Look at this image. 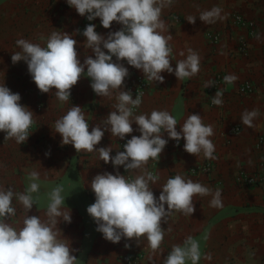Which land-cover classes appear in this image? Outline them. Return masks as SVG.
<instances>
[{"label":"crops","instance_id":"obj_1","mask_svg":"<svg viewBox=\"0 0 264 264\" xmlns=\"http://www.w3.org/2000/svg\"><path fill=\"white\" fill-rule=\"evenodd\" d=\"M214 6L222 9L225 19L212 24L200 21L199 14ZM234 13L258 22L257 35L249 40L246 55L234 54L239 36L246 32L231 25ZM189 15L197 16L194 24L186 21ZM161 19L172 35L169 41L172 66L192 49L200 56V69L183 80L163 72L164 82L158 83L121 61L129 69L124 81L126 90L139 78L148 80L144 99L133 114L168 110L178 120L177 130L188 115L200 114L203 123L213 127L210 139L215 145V158L185 152L183 138L179 144L169 140L159 158H150L142 169L128 173L130 176L146 171L156 175L158 180L150 185L156 196L169 177L181 174L207 185L213 193L220 190L222 206L213 207L211 195H197L193 198L195 211L192 215L171 211L162 224L164 239L156 250L151 249L144 237L139 241L122 238L113 244L96 231V224L86 212L95 201L90 182L104 172L124 173L121 167L114 170L109 163L100 161L98 153L76 151L71 144H62L54 126L72 105L80 106L85 112L89 131L97 124L103 126L108 113L116 110L118 92L113 90L110 96L99 97L92 91L89 78L81 76L71 89L70 100L62 102L54 95L55 90L41 93L37 89L23 61L11 62V55L19 50L16 40L24 38L44 46L54 30L73 35L81 62L92 55L91 49L84 44L85 38L79 34L83 17L69 7L66 0H0V71L5 73L6 86L20 94L21 104L34 113L35 119L29 137L22 144L0 132V186L19 193L26 192L30 183H38L39 191L32 194L35 202L28 215H39L42 219L47 218L49 194L55 187H63L62 195L66 198L65 206L71 209L72 222L60 223L58 227L75 250L76 264H124L122 259L128 256H140L136 264H163L173 246L184 245L188 237L200 244L198 264H264V186L246 187L239 180L240 173L250 174L257 170L260 152L256 139L264 136V0H174L163 9ZM93 23L101 34L120 28L113 23L111 29H104L99 18ZM208 32L220 33V42L212 45L206 38ZM218 74H233L237 79L225 82L220 90L222 105L210 106L204 84ZM243 82L251 83L254 93L240 95L238 87ZM252 109H258L260 115L249 127L241 122V115ZM136 128L133 124L131 135H139ZM164 136L167 138L166 133ZM127 139L130 135L124 140ZM124 140L106 131L96 147L111 145L113 155ZM48 152L50 155H46ZM205 165L210 166L209 170ZM32 171L40 173L38 180L32 181L29 175ZM13 206L16 215L9 217L8 222L20 227L25 212L15 198ZM186 264H192L191 260Z\"/></svg>","mask_w":264,"mask_h":264},{"label":"clouds","instance_id":"obj_2","mask_svg":"<svg viewBox=\"0 0 264 264\" xmlns=\"http://www.w3.org/2000/svg\"><path fill=\"white\" fill-rule=\"evenodd\" d=\"M174 0H66L79 16L88 21L99 18L104 29H111L113 23L120 25L115 31L101 34L97 25L88 23L79 34L85 38L84 44L91 49L92 55L81 62L76 49L77 40L72 34L54 30L41 46L28 39L16 40L19 50L11 55V62L23 61L33 83L41 93L55 90L59 101L68 102L71 89L81 76L90 80L92 91L99 97H108L112 91L118 92V103L103 121L89 131V122L80 106H74L55 121L54 131L61 137V143L71 144L76 151L98 153L100 161L111 162L114 170L123 166L129 171L142 169L149 159L159 158L169 140L179 144L184 140L185 152L196 155L203 153L205 158H215V145L210 137L213 127L203 123L200 114H190L180 124L168 110H153L150 114H133V109L142 103L141 96L133 98L130 90L124 88V81L129 76L131 66L140 70L148 80L163 83L167 72L183 80L194 76L200 69V56L192 49L184 59L178 60L173 67L170 63L172 47L169 41L172 35L161 19L162 11ZM222 9L214 6L199 14V20L215 23L223 20ZM197 16L189 15V24L196 22ZM167 33V34H165ZM184 55V53H180ZM115 57V60L113 59ZM0 132L7 138H13L17 144L26 142L29 129L35 123L34 113L21 104V96L6 86L5 73L0 71ZM237 79L233 74L224 76L227 83ZM206 81L205 88L212 86ZM212 103L222 105V91H217ZM260 115L258 109L245 110L241 122L249 127ZM133 124L139 135H131ZM124 140L123 150L116 151L112 146L99 147L105 132ZM167 134L165 138L164 134ZM50 155V152L46 153ZM32 181L40 177L38 171L30 174ZM158 180L151 172H140L129 177L119 173L104 172L97 174L89 187L95 195V201L86 208L87 214L96 224V231L113 244L121 239L146 238L151 249L160 247L164 239L162 224L165 218L175 210L186 215L195 211L194 196H208L213 207L222 206L221 192L214 193L207 185L181 174L169 177L156 196L150 186ZM39 191L36 182L30 183L26 192H14L11 188L0 186V264H76L77 257L70 241L62 236L60 223L72 222L71 209L65 206L63 187H55L50 195L45 216L28 215L33 208ZM14 198L23 206L25 215L22 226L14 227L8 218L16 215ZM125 247H128L126 244ZM210 258V257H209ZM201 259L200 244L188 237L184 245H174L163 264H198Z\"/></svg>","mask_w":264,"mask_h":264},{"label":"built area","instance_id":"obj_3","mask_svg":"<svg viewBox=\"0 0 264 264\" xmlns=\"http://www.w3.org/2000/svg\"><path fill=\"white\" fill-rule=\"evenodd\" d=\"M88 23H93V21L90 22L85 17H83L79 32H82ZM231 25H233L234 27L245 29L246 31L245 34L239 36L238 38V43L234 49V54L240 55V56L246 55L247 50H248L249 40L256 37L257 35L258 22L253 19L245 18L243 15L239 13H234L232 15ZM206 38L212 45H216L221 40V34L217 32H208L206 34ZM212 82H213L212 86L207 88L208 103L210 106H216L215 104L212 103V98L215 95V93L217 91H220L222 87L224 86L225 84L224 76L220 74L215 75ZM147 88H148V80L143 77V78H139L136 81L135 85H133V87H131L129 90L132 92L133 98L139 95L141 96L142 101H143L144 96L147 92ZM254 91H255L254 86L249 82H243L238 87V93L242 96L251 95L252 93H254ZM139 106L133 109V113L137 112ZM32 128L33 126L30 127L29 133L31 132ZM235 130L238 131V129H235ZM125 142L126 140L121 141L119 143L117 151L123 150V144ZM256 147L260 152V160H259L257 170L250 174L240 173V176H239L240 183L246 187L264 186V136L263 135H259L257 137ZM109 165L113 167L111 162H109ZM120 167L122 168V171L125 177H129L128 171L124 170L123 166H120ZM204 168L206 170H209L210 166L205 165ZM139 259H140V256H128V257L123 258L122 261L124 262V264H136L139 261ZM263 260H264V257H263Z\"/></svg>","mask_w":264,"mask_h":264}]
</instances>
